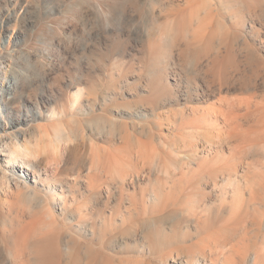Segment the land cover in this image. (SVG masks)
I'll use <instances>...</instances> for the list:
<instances>
[{"label":"rangeland","instance_id":"374dc122","mask_svg":"<svg viewBox=\"0 0 264 264\" xmlns=\"http://www.w3.org/2000/svg\"><path fill=\"white\" fill-rule=\"evenodd\" d=\"M18 1L16 18L0 29V75L3 81L14 80L18 93L25 96L10 102L6 111L0 106V121L13 124L27 116L36 120L22 129L14 126L10 144L21 148L25 157L36 159L35 153L47 179L58 173L57 163L68 164L69 175L76 162L85 167L90 157L97 160L107 153L121 154L129 172L122 185L110 172L103 175L101 198L95 193L98 180L95 188L88 180H69L65 212L60 213L58 205L47 206L54 215L30 195L16 197L0 172V264H23L25 255L34 256L31 242L39 243V237L54 228L61 234L56 247L62 255L53 264H193L196 259L198 264H264V87L249 99H242L248 95L238 91L227 93V98H236L225 100L232 102L227 105L237 118L225 121L219 112L225 110L224 99L218 96L187 103L192 90L205 93L206 87L199 77L184 73L192 72L194 64L182 65L174 49L172 60L159 55L149 71L159 73L168 64V73L159 74L164 83L179 89L180 96L148 101L151 80L146 68L154 61L152 51L162 43L133 32L146 28L142 21L135 26L110 22L100 0H27L25 8V1ZM13 6L11 2L9 8ZM155 7L166 12L163 25L186 8L183 0H161ZM4 13L0 4V19ZM260 23L254 21L253 26L261 31L257 37L264 45ZM254 44L260 46V40ZM172 62L179 64L172 68ZM77 89L83 91L78 97ZM185 104L215 112L200 116L188 110L189 119L179 121L177 111ZM83 217L89 221L88 232L81 231ZM30 220L32 231L38 226L33 232L26 224ZM19 225L32 233L30 242V234L17 229ZM224 228L234 234L228 246L237 249L236 255L231 248L208 253L206 246L214 242L211 235ZM192 244L188 262L181 250ZM201 244L206 245L203 256ZM24 246L25 257L18 258L17 250ZM79 250V259H74Z\"/></svg>","mask_w":264,"mask_h":264},{"label":"bare ground","instance_id":"6f19581e","mask_svg":"<svg viewBox=\"0 0 264 264\" xmlns=\"http://www.w3.org/2000/svg\"><path fill=\"white\" fill-rule=\"evenodd\" d=\"M24 1H25V4H24V8H25L27 0H24ZM100 1H102V4L106 6V11L109 15L110 22L117 21L119 25L135 26L136 23H138L139 21H142L145 24L146 28L144 30L134 29L133 32L136 35H141V33L146 34L147 37L148 36L150 37V39H152L151 37L157 38L162 43L161 48L159 47L157 49H154V51H152L151 55L154 57V61L151 62L149 68L148 66L146 68L150 76V79L149 78L148 79L149 81L151 80L150 82L151 85L149 88L150 94H148L149 99H147L148 101H150V99H152L155 102L166 100V99H162V97H166L168 100L179 98L180 96L179 89L175 87H171L167 85L166 83H164L163 75L159 74L163 71L164 73H168L167 71L168 64L160 68L159 73H156L159 75L153 74L152 71H149L151 65L155 64L156 62L155 60L158 61L157 58L159 57V55L165 54L166 57L170 59L173 58L174 49L177 51L182 65H184L186 62L194 64V68L192 72H188V70H185L184 73L193 79H195L196 77H199L202 80L203 85L206 87L205 93L198 92L196 88L192 90L191 94L188 95L189 98L187 100V103L199 102L200 99H202L206 95L218 96L217 99H224L222 101L225 104L224 105L225 110H219V112L222 114L225 121L232 123V122H235L237 118L236 117L237 115L232 110V107L227 105V104H232V102L225 100V99H236V98H227L226 97L227 93L238 91L239 93H244L248 95V97L242 98V99H249V96L253 94L256 90H260L262 89V87H264V45L262 43V39L257 37L258 33L261 31L258 28H255L253 26L254 21H258V22H261L260 24L262 23L264 24V0H183V4L186 8H183L182 10H180V12H178L175 15L172 13L174 16L172 17V19L168 21L169 25H165L166 23L163 25L164 20H162V18L165 17V13H166L164 8L157 9V7H155V5L157 3H160L161 0H100ZM11 2L14 3V6L12 8H9ZM0 4H3L4 10H5L4 19L3 18L0 19V29H5L3 26H5L8 23H5L4 25L2 24L8 20H13L16 18V12L14 10V7L15 5H19V1L18 0H0ZM164 6L162 4V7ZM169 13L170 11L168 12V16H169ZM255 39L260 40V46H256L254 44ZM251 40L253 41V45H251L252 43ZM1 49L2 48H0V50ZM172 64H173L172 68H174L179 63L175 64L172 62ZM1 78L2 76L0 75V81H1ZM3 78L0 83V92H1L0 106L6 111L8 109V104L10 102L13 103L18 99H22L25 95L22 92L18 93L14 80L9 78L3 81ZM78 83L79 82L77 81V84ZM82 93H83L82 89H77V91L75 92V96L78 97ZM146 97H143L142 99ZM147 100L146 102H148ZM246 101L248 102V100ZM150 103L152 102H149V104ZM186 104L183 107L181 106V108H179L177 111V115H178L177 119L179 121H182L184 118L189 119L190 113H187L188 110L191 111V114L198 113V115L200 116H204L205 114L208 115L212 111L215 112V108H212V107H209L207 109H199L194 106L188 107ZM97 112H98L97 114H100L99 113L100 111H97ZM175 115L173 116L174 118H175ZM194 116L195 115H193V117ZM35 117L34 116L33 117H28V116L22 117L20 120H16L15 122H13V124L10 122L2 123L0 121V172L3 173L5 177L4 179H6L7 184L14 188V192L16 191V193H14L16 197L20 194L22 196L24 194L30 195L34 199L36 198L38 202H40V204L41 203L47 204L44 207L46 208V211L49 209L48 210L49 213H51L52 208L50 210V208H48L47 206L50 205L51 203L58 205V207H60L61 209L60 213H64L65 208H66V198L65 197H66V194H68L66 186L69 180H72V179L80 180L77 184H80L81 181L88 180L89 184L91 186L92 185L94 186L93 188H95V184H96L95 182L96 180H98L99 183L97 182L98 184L97 188H95L96 190L94 189L95 193L97 194L96 195L97 198H98V195L100 198L102 197V193L100 189L102 185L100 186V182L105 181V178L103 180L101 178L106 173L110 172V174L114 178L118 179L121 185L125 181V177L129 171H127L125 167L123 168L122 155L121 154L116 155V154H111V153H107L108 155L105 157L100 156L101 158H99L98 156L97 160H94L93 157H90V161L88 160L89 163L85 167H84L85 163L83 165H80L81 163L79 164V162H76L74 165L70 167L71 170H70L69 175L67 174L68 164L66 165V163H63L61 165H58L59 163L57 164L55 163L56 167H60L59 171L56 175H54L53 178L47 179L46 169L41 168L40 161L36 160L38 158L35 155V153H34V156L36 157V159L29 157V155L27 156V154L25 157L23 150L21 148L19 149L17 146L15 147L14 145H11L9 141L11 139V133L13 132L14 126L16 129H22L23 124H26V126L31 125L32 121L36 120ZM37 117H38V114H37ZM96 117L99 118V116H96ZM93 119L91 118V120ZM257 120L259 121L262 119L261 117H258ZM168 121L169 123H174L173 119H169ZM236 125H238V122L236 123ZM236 125L234 129H236ZM115 126L113 128H116ZM121 127H124V126H121ZM254 132H257V131H254ZM236 135H240V136L242 135L244 136V138L248 137V134H244V133H237ZM207 138L210 139L209 137ZM12 146H14L15 148ZM90 147H93V146H90ZM104 183H106V181ZM89 184H88V188H91ZM107 193H109V190L105 189L106 196H107ZM103 196H104V192H103ZM26 199H29V198H26ZM28 201L30 203L33 202V201L31 202L30 199ZM85 203L82 205H85ZM90 214H92V211L90 212ZM49 215L51 216L50 218H52V215L51 214ZM172 216H173V213H172ZM18 217H20V215ZM53 220L54 222L52 224H50L51 221L48 220L50 221L48 223V225L50 224V228L56 221L54 217H53ZM84 220L86 219L83 217V224H82L81 231L88 232L90 230L89 229L90 227L87 224L89 221L87 219L88 222L86 223L84 222ZM31 222L32 220H30V223L26 222V224L28 225L32 224L34 226V223H31ZM46 222L45 221L42 222V225L43 223L45 224ZM159 222L161 221L159 220ZM25 226L19 225L16 227L17 229L19 227L21 229L23 228L25 230L24 232H26L27 234L28 230L26 231L27 228H25ZM33 226H30L31 229L29 227L31 231H32ZM86 226H88L87 230H86ZM37 227L38 226H36L35 228L37 229ZM39 228H41L40 224H39ZM36 229H34L33 231H35ZM54 229L53 230L51 229V232H49L50 230L49 231L47 230V233L43 234L44 236H46L45 238L42 237L43 235L39 237L42 242L39 240H38L39 243H36L37 241H35L36 244H34V242H31L37 248H35V246L33 247L35 251H34V254L33 252H31L34 255L32 256V258H30L29 256L30 254L25 255L28 257L26 261L25 260L23 261V258H22L23 264H53L54 262L56 263V259L58 258V256L62 255V253L60 254L59 251L57 250L56 245L61 238L58 237L59 232L55 234ZM30 230L27 234V235L30 234L29 237L26 234L25 236H22L24 232L21 233L22 235H20L22 237H25V238H22V240L25 239L23 241L24 243L25 242L28 243L27 240H29L30 242L29 238L32 236L31 235L32 233H30ZM230 230L231 229L224 228L220 230V232H217L216 234L213 232L215 234V236L213 234H212L213 236L211 235V237H213L211 238V240L212 239L214 240V242L212 243L213 245L209 243L208 246L202 245V244H201L202 246H199L201 248L200 250H202L201 253H203L202 256L207 253V252L205 253V246L206 248L208 247V253L214 252L216 250L217 251L221 249L223 250L225 248L227 249L231 248L232 252L235 253L236 255L237 249H234L233 246H228L229 242L232 241L234 237L233 236L234 234L232 235L231 234L232 232H229ZM114 237H116V235ZM19 238L20 237H18V239ZM147 238L148 240H150V238H152V235L148 234ZM102 239L104 240L105 238L103 237ZM13 241L16 242V239L15 240L13 239ZM27 246L28 245H26V247ZM194 246L195 245L192 244V245L185 246L184 249L182 248L183 250H181V253H184V255H186V258L184 257L185 261H188V262L190 261L191 257L189 254L187 257V253L192 252L193 250L192 248ZM26 247L24 246L23 251L21 252H19V250L21 249L17 250L18 253L16 252L17 253L16 255L19 256L18 258H20L21 255L24 256V252L26 250L24 248ZM22 252L23 254H19ZM28 253L29 252H27V254ZM73 255H74L73 257L74 259H79L80 250L79 252L73 253ZM238 255H240V253H238ZM240 257L241 259H243L241 255ZM201 258H203L202 260L203 262H205L204 257H201ZM197 261L198 259L194 260L193 264L194 263L198 264Z\"/></svg>","mask_w":264,"mask_h":264}]
</instances>
